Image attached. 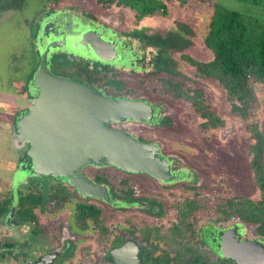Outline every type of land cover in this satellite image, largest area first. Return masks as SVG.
<instances>
[{
    "label": "rangeland",
    "instance_id": "374dc122",
    "mask_svg": "<svg viewBox=\"0 0 264 264\" xmlns=\"http://www.w3.org/2000/svg\"><path fill=\"white\" fill-rule=\"evenodd\" d=\"M6 1L0 0V5ZM164 1L167 6L165 14L141 17H136L130 8L116 5L103 7L96 0H63L56 8L52 7L51 0H24L21 9L0 10V197L13 195L9 213L5 217L0 216V243L8 240L15 244L11 253L0 260V264H34L38 256L45 252H54L58 257L51 264H109L106 252L115 236L124 235V232L127 235V231L133 229L141 238L144 236L138 228L143 225H158L161 230H166L172 224L170 220L174 212L170 209L156 216L144 211L147 203L141 207L118 208L114 207L115 203H120L117 201L109 203L92 200L103 208L101 219L109 233L102 235L91 223L87 229L82 230L73 222L76 200L82 199L75 193L57 208L51 209L50 204L46 210L45 207L37 209V233L33 232L32 223L19 224L12 221L18 189H25L33 182L47 184L54 180L50 176L34 175L28 169V158L25 155L28 144L16 137L18 115L25 111L29 103L28 81L48 42L59 38L75 39L91 29L100 31L105 39L116 42L119 55L109 62L115 64V72L123 80L122 90L128 88L133 96L145 94L154 101L163 102L162 118H159V108L155 107L156 116L159 114L158 120L163 119L161 124L152 126L149 122H134L124 126L137 139L155 143L161 157L168 159L177 177L162 182L147 173L128 172L123 177H127L131 185L135 184L133 190L136 196L153 198L164 206L192 195L194 188H201L200 191L211 197L242 194L256 199L261 196L250 164L247 121L231 113L221 84L213 79L197 82L204 89L207 101L224 121L222 126L205 129L200 126L201 119L188 101L175 100L163 93L159 81L145 74L153 69L152 65L145 66L143 62H136L132 68L129 63L135 51L148 60L154 58L159 62L160 57L166 59L167 49L163 50L158 44L169 35L177 38V47L169 53V58L178 74L195 80V67L183 59L182 54H188L199 61L212 58L211 50L204 43L210 13L208 7L197 1L186 6H180L174 0ZM218 1L240 7L234 0ZM176 19L189 23L195 35L189 36L179 31L175 25ZM50 28L53 38L48 37ZM124 43L128 45L126 50ZM51 48L54 53L65 50L69 58L62 57V60L66 63H71L73 57L81 56L79 49L69 45ZM55 62H59V59L52 61ZM132 69L137 73H132ZM255 92L259 100L258 108L249 121L256 120L260 128L264 129V83H257ZM104 171L112 178L113 186L118 187L121 171L114 168ZM148 209L158 210V206L152 205ZM204 211L201 208L194 212L197 213L196 217L199 215L202 218L197 224L198 233L216 252L221 236L229 226H215L211 221L205 222L210 217L203 215ZM231 226L238 227L243 237L249 236L247 226L243 223L235 222ZM148 241H153L151 245L156 243L150 237ZM155 249L156 253H160L159 245L156 244ZM60 259L63 261L59 262Z\"/></svg>",
    "mask_w": 264,
    "mask_h": 264
},
{
    "label": "trees",
    "instance_id": "16d2710c",
    "mask_svg": "<svg viewBox=\"0 0 264 264\" xmlns=\"http://www.w3.org/2000/svg\"><path fill=\"white\" fill-rule=\"evenodd\" d=\"M61 1L63 0H51L52 7L56 8ZM174 1L180 6H186L192 1H197L208 7L210 13L204 43L211 50L212 58L209 61H199L188 54H182L181 57L195 67V80L178 74L174 65H171L172 60L169 58V53L177 47L175 45L177 38L169 35L158 44L163 50L167 49L166 59L162 57L159 59L161 63L156 62L154 58L148 60L146 56L139 55L138 51H135L134 58L129 63L132 68L136 62H143L145 66L152 65L153 69L145 72V74L147 73L159 81L163 93L175 100L188 101L201 119L200 126L205 129L222 126L224 121L207 101L204 89L197 82L202 79H213L221 84L225 90L231 113L247 121L246 128L250 133L248 147L250 164L254 171V181L260 188L261 196L256 199L242 194L214 195L215 197H211L209 194L200 191L201 188H194L192 195L184 196L173 204L164 206L153 198L136 196V192L133 190L135 184L132 183L133 185H131L127 177H120L118 187L113 186L112 178L105 171L99 173L100 175L97 174L95 181L106 186L112 185H110L111 189L109 187L111 190L109 203L120 202L115 203L114 207H141L147 203L144 211L149 214L153 213L157 216L165 209L174 212V216L170 220L172 224L169 223L170 226L166 230H161L158 225L153 227L141 226L140 231L144 236L141 240H146L145 243L151 245L153 241H148L150 237L160 246V253L157 255L147 251V261L150 260L154 264H237L232 258L220 254V246L216 252H213L210 246L200 238L197 224L202 218L199 215L196 217L197 213L194 214V212L201 208L205 209L203 215L210 217L205 222L211 221L215 226H229L228 228H230L231 224L235 222L243 223L247 226L249 233V236H244L245 238H254L264 243V129L260 128L256 120L249 121L258 108L259 100L255 92V85L264 83V0H234L240 5L238 8L225 5L218 0ZM23 2L24 0H7L0 5V10L21 9ZM96 2L103 7L116 5L130 8L135 12L136 17L165 14L167 10L164 0H96ZM175 25L179 31L189 36L195 35V31L189 23L176 19ZM60 65L68 64L60 63ZM76 65L77 72L81 77L87 78L93 83L112 86L109 91L115 90L116 96L132 95L128 88L122 90L123 80L119 78L118 72H115L117 71L115 67H101L99 70L94 67L93 70H88L80 64ZM132 70V73H137L134 69ZM32 75L31 80L33 82ZM161 120L163 119L158 120L153 117L148 122L156 121L155 123L161 124ZM25 155L28 158V169L32 172L31 158L27 154V149ZM104 167L129 172L112 165ZM170 168L171 173L175 174L176 172L173 173L171 165ZM130 173L133 174L134 172ZM50 177L54 180L47 184L33 182L25 189H18L12 221L15 220L19 224L32 223L34 225L32 230L37 233L39 222L37 209L45 207L46 210L50 204L51 209L57 208L71 194L75 193V187L70 185L65 178ZM12 196L0 197V216L5 217L9 213L13 201ZM84 197L86 198L77 200L75 203L73 215L75 226L84 230L91 223L102 235H107L109 233L108 228L101 219L103 208L92 201L96 197ZM121 205L123 206L121 207ZM152 205L158 206V210L150 211L148 207H152ZM127 235L124 232V235L115 236L112 244L108 246L106 260L109 264H113L109 253L110 248L120 244L126 238L134 237L135 230H128ZM14 245V242L8 240L0 243V248H2L0 260L6 254L11 253V248Z\"/></svg>",
    "mask_w": 264,
    "mask_h": 264
},
{
    "label": "water",
    "instance_id": "95a60500",
    "mask_svg": "<svg viewBox=\"0 0 264 264\" xmlns=\"http://www.w3.org/2000/svg\"><path fill=\"white\" fill-rule=\"evenodd\" d=\"M79 44L102 61H111L117 52L116 42L105 39L97 30L83 32L75 39L52 40L43 47L33 75L38 95L29 101L15 132L19 141L28 144L32 173L37 176L63 177L84 196L110 201L105 185L82 174L87 165H112L129 172H145L164 182L175 179L170 162L159 156L155 143L143 142L131 133L108 126L126 120L150 121L152 105L144 100L102 94L82 82L55 76L47 66L50 47ZM140 247L133 240L110 249L113 264H143ZM219 252L237 264H264V243L243 238L236 226L223 232ZM56 254H46L40 262H50ZM47 264V263H43Z\"/></svg>",
    "mask_w": 264,
    "mask_h": 264
},
{
    "label": "flooded vegetation",
    "instance_id": "af4514ba",
    "mask_svg": "<svg viewBox=\"0 0 264 264\" xmlns=\"http://www.w3.org/2000/svg\"><path fill=\"white\" fill-rule=\"evenodd\" d=\"M38 30H40L39 28H38ZM41 31V30H40ZM51 31H52V29L50 28L49 30H48V34H49V38L51 37V38H53L52 37V35H51ZM51 40V39H50ZM59 40H61L60 38L58 39V41ZM42 45L44 46L45 45V43L44 42H42ZM65 45H68L67 43L65 44ZM70 46V45H69ZM74 47H76L77 49H79V51H78V53L81 55V56H77V57H73V59H71L72 60V62L70 63H68L67 62V64L68 65H65V66H62V65H60V63H66V62H64V60H62V57H67V59L69 58V56H68V54H66V52H65V50L63 51V50H59V52H53V51H51V47L49 48V51H48V53H47V66H48V68H49V70L55 75V76H57V77H60V78H63V79H71V80H75V81H78V82H82V83H84V84H86V85H88V86H90V87H93V88H95V89H97L98 91H100L102 94H105V95H109V96H112V97H115V98H117V99H120V98H130V99H135V100H144V101H146L147 103H149L150 105H152V107H153V109H154V112H153V117H156L157 118V116L159 115H157L156 116V108L158 107L159 108V111H158V113H160V117L159 118H162L163 117V111H162V103L163 102H157V101H154V100H152V99H150V98H148V97H146L145 96V94H138V95H136V96H133V95H129V96H116V94H114L116 91L114 90V91H109L111 88H112V86H110V85H107V84H103V83H93V82H91V81H89V79H87V78H83V77H81L80 75H79V73L77 72L78 70H77V65L76 64H80L81 66H83L84 68H88V70H93V68L94 67H97V69L99 70V69H101V67H111V68H114L115 67V64H111L109 61L108 62H106V61H102V60H99V59H97L95 56H93L92 55V53H91V51L89 50V49H86V48H84L83 46H80L79 44H76V46H74ZM71 48H72V46H71ZM116 49H118L117 48V45H116ZM126 49H128V45H126L125 43H124V50H126ZM123 50V51H124ZM118 52V51H117ZM118 54V53H117ZM116 54V55H117ZM119 55V54H118ZM56 57V60L57 59H59V62H55V63H52V61L54 60L53 58H55ZM39 59H40V55H39ZM64 59V58H63ZM38 65H39V61H38V64H37V67H36V69H34V71H33V75H34V73H35V71L37 70V68H38ZM33 75H32V77H33ZM28 88H27V98H28V102L31 100V99H33V98H35L37 95H38V92H39V90L35 87V85H34V83L32 82V80L31 79H29V81H28ZM29 106V103H28V105L26 106V107H28ZM157 106V107H156ZM26 107L24 108V112L22 113V114H19L18 115V119L22 116V115H24V114H26L27 112H28V108H27V110H26ZM156 107V108H155ZM17 119V120H18ZM158 119V118H157ZM131 121V122H130ZM146 123V121H134V120H126V121H123V122H110V123H108V126H110V127H113V128H118V129H122V130H125V131H127V132H130L128 129H127V127H125L124 125L126 124V123ZM148 122V121H147ZM156 122V121H155ZM155 122H152V123H149V124H151L152 126H155L157 123H155ZM143 142H145V141H143ZM148 143H151L150 141L148 142ZM27 149V148H26ZM160 157H161V155H159ZM107 169V167H104V166H101V167H96V166H94V165H87V166H85V167H83L82 168V174L83 175H85L86 177H88V178H90L93 182H95V183H97L96 181H95V176L97 175V174H99V173H104V170H106ZM174 170V169H173ZM172 170V171H173ZM122 173H125L124 175H122ZM173 173H174V171H173ZM119 174L121 175V176H125V175H128V173L127 172H123V171H121V172H119ZM131 174V173H130ZM100 175V174H99ZM97 184H100V185H105V184H102V183H97ZM111 185V184H110ZM106 186L107 187V189H108V193H109V195H110V192H111V190H109V187H110V189H111V186ZM76 189V188H75ZM75 191V194L77 195V196H79L80 198H82V200L83 199H85L86 197H84V196H82L79 192H78V190L76 189V190H74ZM111 197V196H110ZM92 200H97V201H102V200H100L99 198H96V199H92ZM77 201V200H76ZM163 213V212H162ZM162 213L160 214V215H158V216H161L162 215ZM231 227H233V226H231ZM230 227V228H231ZM140 228L141 227H139L138 228V231L141 233V231H140ZM229 229V228H228ZM142 238V237H141ZM141 238H140V236H137V234H135V236L134 237H129V238H126V239H124L120 244H117V245H115V246H119V245H121L124 241H126V240H133V241H135L136 242V244H138L139 245V247H140V249H141V251H140V256H141V259H142V263L143 264H154L153 262H151L150 260L149 261H147V251L149 252V253H151V252H154L153 253V255H157L158 253H156L157 251H156V243H155V245H148L147 243H145V241L143 242L142 240H141ZM243 238H245V237H243ZM221 241V240H220ZM115 246H112L111 248H113V247H115ZM110 248V249H111ZM110 251V250H109ZM54 252H50V253H42V254H40L39 256H38V258L34 261V264H43V263H47V264H51L52 262H55L56 261V259L58 258V257H56L55 256V258L52 260V261H50V262H40L41 260H42V258H43V256L44 255H46V254H53ZM60 258H62V257H60ZM63 260L62 259H60L59 260V262H62Z\"/></svg>",
    "mask_w": 264,
    "mask_h": 264
}]
</instances>
